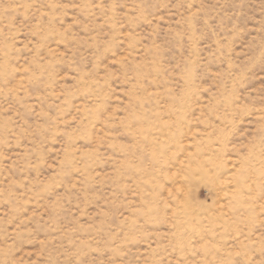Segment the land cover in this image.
Masks as SVG:
<instances>
[{
  "label": "rangeland",
  "instance_id": "obj_1",
  "mask_svg": "<svg viewBox=\"0 0 264 264\" xmlns=\"http://www.w3.org/2000/svg\"><path fill=\"white\" fill-rule=\"evenodd\" d=\"M0 264H264V0H0Z\"/></svg>",
  "mask_w": 264,
  "mask_h": 264
}]
</instances>
